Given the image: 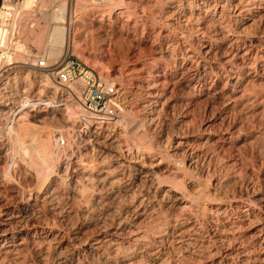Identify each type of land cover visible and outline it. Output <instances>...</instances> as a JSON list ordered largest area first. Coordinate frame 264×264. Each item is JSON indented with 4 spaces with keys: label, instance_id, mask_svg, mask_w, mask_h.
Returning <instances> with one entry per match:
<instances>
[{
    "label": "bare ground",
    "instance_id": "bare-ground-1",
    "mask_svg": "<svg viewBox=\"0 0 264 264\" xmlns=\"http://www.w3.org/2000/svg\"><path fill=\"white\" fill-rule=\"evenodd\" d=\"M143 1L126 0V7L118 9V16L108 26L109 29L127 34L132 32L135 36L138 23L135 22L137 25L131 27L129 18L124 17H129L131 11L134 14L136 9L144 7ZM148 1L157 4L160 20L164 21L162 24L160 22L162 28H159L157 36L152 32L153 35L144 36L146 42L150 43V53L157 62L152 67L145 66L140 67L141 69L132 65L129 70L127 79L131 82L132 92L141 96L138 104L136 103L138 115H132L133 124L130 122L132 125L126 127L128 123H124L121 126L123 129L115 132L110 129L117 125L115 120L104 127L108 129V133L103 136L101 132H97L101 130V126L93 127L94 131L89 132L95 138L92 140L94 143L88 148L83 144L90 152V160L93 158L92 164L88 165L86 162L84 165L72 160L70 164L74 167L67 184H63L60 178L50 179V175L40 181L43 168L55 162L52 157L53 147H47L53 145L58 132L51 137V131L43 130L32 136V139L39 136L42 147V150L36 147L34 152L39 157L33 159L21 147L19 149L16 146L15 140V144L11 142V133L4 136L5 132L15 128V123L10 128L3 123L0 126V137H5L0 141L5 139L6 144L0 149V264H264V187L261 189L246 186L243 192L241 190L237 194L234 191L229 197L220 188L222 185L218 178L213 179L212 192L205 186L206 180L215 176L216 171L211 166L218 145L227 141L225 134L205 129L198 131L196 135L191 134L192 136H170L161 141L164 143L161 152L154 151L147 140L149 134L156 132L157 117L153 116L156 107L164 105L162 99L177 86L187 87L197 95L206 93V96L231 100L233 106L240 101H255L258 107L264 108V96L259 99L252 96L254 89L249 90L242 83L245 71L253 75V81L264 77V44L256 52V44L242 34L244 28H241L243 32L240 29V34L239 31H234L238 25L254 19V13L264 12V0L259 4L246 0ZM69 2L70 0H21L19 3V7L27 12V17L31 12L34 14L37 11L42 20L46 21L35 28V33L30 38L38 48L43 49V56L49 63L65 55ZM87 2L90 6L86 5V0H75V12L91 17L88 18L91 23H101L105 17H110L107 9L94 11L92 8L103 7L111 0ZM206 7L209 9H204ZM255 8H259L260 12H253L256 11L253 10ZM129 10L131 11L128 13ZM230 19L233 20V26L229 24ZM35 20L31 21L32 24L24 22L20 30H29ZM168 20L192 31V35L201 44L202 50L204 49L198 53L189 45L182 54L180 67L176 65V60L173 65L169 63L171 60L163 61L170 40ZM172 26L170 25L171 28ZM233 32L238 35H233ZM184 33L180 34L181 39L185 40L189 34L187 32V36ZM225 44H228L227 47ZM19 47L20 45L16 46L17 49ZM216 53L217 56L229 54L230 58L226 59V56L221 61L218 58L214 60L218 63H212L210 55ZM14 56V59H7L8 63L17 62L21 57L24 59L19 54ZM110 70L114 78L123 76L119 69ZM16 76L18 77L14 76V80L20 79L22 86L16 85L17 80L6 84L5 88L18 99L24 97L18 102L12 101L13 104H22L26 97L32 93L35 96L38 91H56L45 73L26 70L17 71ZM223 76L226 81L218 89L216 83ZM104 80H108V77ZM29 82L34 85L28 87ZM208 82L210 85L205 88ZM142 90L144 94L141 93ZM237 94L239 96L234 98ZM251 97L254 98L250 99ZM119 99L122 100L123 96ZM9 103L7 99H0V120ZM125 107L120 108L121 116L126 114ZM60 109L63 112L59 115L65 113L64 119L67 122H64L69 126L68 131H73L81 123L87 129L92 127L93 122L89 120L92 117L76 104L57 108L59 111ZM25 110L23 106L17 114ZM53 112L52 120L55 119ZM28 123L21 122L22 128L31 129V126L27 128ZM140 128L142 131L138 134ZM156 135L161 140L165 136L158 132ZM169 140L175 145H171ZM106 153L109 158L105 164L93 165L94 159L103 158ZM14 159H17L16 162ZM48 168L46 173L53 174L54 167ZM58 169L61 172L67 171L61 167Z\"/></svg>",
    "mask_w": 264,
    "mask_h": 264
},
{
    "label": "rangeland",
    "instance_id": "rangeland-1",
    "mask_svg": "<svg viewBox=\"0 0 264 264\" xmlns=\"http://www.w3.org/2000/svg\"><path fill=\"white\" fill-rule=\"evenodd\" d=\"M246 1H248L249 3L253 2L255 4H257V3L259 4L261 2V0H246ZM151 3L152 2H150L148 0L147 1L144 0L142 3L143 4L142 6H144V7L136 9V12L134 14H133L134 11L133 12L131 11L133 9H131L128 11V13L131 11L132 14L131 13H129V14L133 15V16L129 15V17H128V15H127L126 17H124V19L129 18L128 20L131 22V24H130L131 27L136 26L138 23V25L136 27L137 30H136L135 36L132 32H130V34H127L124 31H122V32L121 31H119V32L113 31V30H111V28L109 29V27H108V26H111L113 24L114 19L118 16V15H116V13L118 11H120L118 9L121 7L122 8L126 7V0H122V2H119V3L111 0L110 3L105 4L103 7L98 6L100 8H98V7L95 8V6H93V4H92V6H93L92 10H94V11L101 10V9H107L106 10L107 12L110 11V17H105L101 23H99L98 21H96V23L95 22L91 23V21L88 20V18L90 19L91 17L81 16L82 14H80L78 11H77L78 13L75 12V9H76V8L74 9L75 0H70V2L68 4V7H69V14L67 15V17H68L67 18L68 19V21H67L68 22V42H66V45L64 47V49H66L64 54H71V55L76 56L79 59L83 60L87 65H89L95 71H97V73L99 75H101V78L103 77L102 78L103 80L105 79V77H108V81H113L123 92L122 93V96H123L122 106L128 107V108L125 107V109L127 110L126 114L128 115L126 117H129V118L126 120V117H125L126 114L124 116H121L119 114L120 115L119 121H118V118L116 119L117 125H114L115 127L110 128V129H113L115 132H119L120 130H122L123 128H121V126L123 127L124 123H126V124L128 123V125H126V124L125 125H126V127L127 126L130 127V124L131 123L133 124L132 117L136 116V114L138 115V111H139V109L138 110L136 109V105L138 104V101L140 100L141 96L132 92L133 89H131L132 88L131 82L128 81L129 70L132 68V65H135V68L141 69V68H144L145 66H149V67L151 66L152 67L157 62V60H155V58L150 53V50H151L150 43L146 42V39L144 36L145 35L147 36V35L152 34V33L157 36V32L159 33L158 30H160L162 28L161 24L164 21L160 20L161 16H159V13H158L159 7H157V4H155V3L151 4ZM235 3H237V1ZM86 5L90 6V4H89V2H87V0H86ZM154 5H155V7H154ZM155 8H157V9H155ZM141 9H143V12ZM204 9L207 10V9H209V7H206ZM138 10L139 11L141 10V11L139 12ZM253 10H256L253 12H260V11H258L259 8H255ZM137 12H139V13H137ZM140 13H141V15H140ZM34 14H35V16H34ZM34 14H30L31 16L29 15V17H27V21L25 23L29 24L32 20L36 19L35 23L33 24V26H35V27L32 26V27H30L29 30L25 29L23 32L20 30V36L22 34L21 44H23L27 48H30L34 54L41 56L44 54L43 49L38 48V46H36L35 43L31 41L30 37H33L35 30H36L35 28H37V26L39 24L42 25L41 22L45 23L46 21L42 20L39 12L36 11ZM136 14H139V16H141L142 18L141 17L139 18V16H137ZM260 14L262 16H260ZM260 14L254 13V15H255L254 19L248 20L243 25H241V26L238 25L239 27L237 26L234 28L235 29L234 31L237 30L236 32L239 31V34H240L242 29L243 28L245 29V27H246L245 30L243 29L244 33H242V34H244V36L246 35V37H248V39H251L256 44V47H257V48H255L256 52L259 49L258 47L264 44V36H263L264 34H261V32L262 33L264 32V12H262ZM134 16H135V18H134ZM96 19H98V18H96ZM98 20H100V19H98ZM168 21H170L169 22L170 24L168 27V30H170V31H168V33L170 32L169 33V37H170L169 39L170 40H169V47L164 52L165 54H164V58H163L164 60L163 61L168 60V62H169L171 60L169 63H170V65H173V61L176 60V65L180 67V65L182 63L181 57H182V54H183L185 48H187L189 45H191V47L196 49V52H198V53L199 52L201 53L202 51H204V49L202 50L201 44H199V42L195 39L194 35H192L193 34L192 31L187 30L188 28L183 29L182 25H178L174 21H171V20H168ZM135 22H137V23L135 24ZM160 22H161V24H160ZM230 22L231 23H229V24H231V26H233V20L230 19ZM133 23H134V25H133ZM152 23L156 26L152 25ZM170 25L171 26L173 25L172 28L170 27ZM240 29H241V31H240ZM146 31H147V33H146ZM186 31L188 32L189 37H186L185 40L183 38L181 39L182 32H185L184 34H186L187 33ZM236 32L235 33L233 32V35H238V33H236ZM245 32H247V33H245ZM23 33H24V35H23ZM127 35H128V37H127ZM187 38H188V40H187ZM227 45L228 44H225V47H227ZM221 46H223V45H221ZM226 50H224V51H226ZM215 51H216V49L214 50V52ZM228 51L226 53H229ZM219 56H221L222 58ZM219 56H217V53L211 54L210 58H211L212 63H215V64L218 63V62H215L218 58L220 59V60L218 59V61H221L223 59V57H226V56H228V58L226 57V59L230 58L229 57L230 55L225 54V53H224V56L223 55H219ZM12 58L14 59L15 56ZM18 61L21 63L20 67L15 68V70H12L10 72V74H9L10 78L5 83V85L9 84V83H13V81L18 80V78H16L14 80L15 77H18V76H16L17 71L23 72L26 70H29V71L32 70L27 65V64H29V62H28V60H26L25 57H24V59L21 57V59H19ZM23 62L25 64H23ZM250 62H252V61H250ZM142 65H143V67H142ZM110 69L121 70L123 73V76L121 78H118V77L114 78L110 72L111 71ZM146 73H147V71H145L144 75H146ZM252 76H253L252 74H247V71H245L243 73V75H242V77H244L243 78L244 80L242 79L243 87H245V88L248 87L249 90L251 88H252L251 90L254 89V91H253L254 93H252L251 95L252 96L254 95L259 99L260 97L264 96V88H263L264 87V77L260 78L258 81H253ZM11 77H12V80H10ZM225 79H226L225 76H223V78L220 79V81H218V83H216V86L218 87V89L224 85V83H225L224 81H226ZM18 81H19V83H18ZM18 81H17L16 85L22 86V84H20V79ZM3 82L4 81H0V93L3 94V96H4V93H2V92H4L5 90L7 91L8 88L3 87L4 86ZM29 84H30V86H29ZM32 84L33 83H31V82L27 83L28 87H32L34 85V84L33 85ZM209 85H210V82H208L206 84L205 88H207ZM144 86H146V85H144ZM253 87H255V88H253ZM45 93H47V91H45V90H43V92H41V93H39V91H38V93H36L35 96H39V94L44 95ZM141 93L144 94L143 90L141 91ZM169 93L167 94V96L165 98L162 99V102L164 105H162L161 107L157 106L156 107V113L157 114L154 113V115H153V116L157 117L155 119L156 120V122H155V126H156L155 134L153 133L152 135L149 134V136H147V140H149L153 150L156 152L163 151L164 143H162V142L164 139H167L170 136H172V137L173 136L178 137L181 135L192 136V135H196L198 131L201 132L202 130H205V129L206 130L211 129L214 132H216V131L220 132L223 135L225 134L227 141L225 144H222V145L219 144L217 147V152H216V155L214 156V162H213V165L211 166L213 169H215L216 172L214 174L215 176H213L211 178V180H208V179L206 180L207 183L205 182V186L208 187L207 190L209 192H212L213 179L214 178L215 179L218 178V180L221 181L222 187H225V188H222L221 186H220V188L222 189V191L226 192L229 197H230V195L232 196V193L234 194V191H236L235 193H237V194L240 193L241 190L243 192L244 188L246 186H249V187L253 186L255 188H261L262 189L264 187V108H261L262 106L258 107L256 105L255 101L254 102L252 101L253 103L250 101H248V102L247 101H245V102L240 101V102H237L236 106H235V104L233 106V103L231 102V100L229 101L228 99H223L221 97L215 98V97H212L209 95L206 96L207 95L206 93H203L202 95H197L191 89H189L187 87L182 88V86H177L176 88H173V90H171ZM31 95L33 96L34 94L32 93ZM237 96H239V94L234 95L233 97L235 98ZM11 97L13 100L18 99V97L14 96V94ZM23 97L24 96L20 97L18 100L14 101V102H18ZM137 98H138V100H137ZM253 98L254 97H251L250 99H253ZM220 99H221V101H220ZM222 101L224 103H222ZM245 103H247V104L245 105ZM228 104L230 105V107L228 106ZM253 104H254V106H253ZM48 105L52 106V104H48ZM8 109H9V106H8V108H6L4 110V112L7 111ZM53 110L54 109L44 110V111L43 110H35V111H30V112H29V110H25V111L20 112V114L17 116V118L15 120V125H14L15 128L12 127L10 131H7L8 129H5L8 132V133L5 132V134H6L5 137H7L9 133H11V142H13L15 140L16 144H17L16 146L19 147V149L22 148L21 150L23 152H26L25 154H27V153H28V155L30 154L31 158L34 159V158L39 157V154L37 152L36 153L34 152V151H36L35 150L36 147L40 148V150H42L41 149L42 147H41V144H39V142H40V140L38 139L39 136H36V138L39 140L38 141L35 137H33V139H32L33 135H35L37 133L40 134V131L44 130L46 132L51 131L50 132L51 137L54 136L55 132L61 133L62 136H65L66 138L68 136V138L66 139L67 143H66V146L64 148L56 149V147L53 143H52L53 145L51 147H49L50 145L48 143V145H49L47 147L48 149H52V147H53V149H52L53 151L52 150L51 151H52V153L54 152L53 153L54 155L52 154V157L55 158L54 159L55 162H52L50 164L51 166H45L43 168L44 169L43 172L45 174H43V172L39 171L41 174V177L40 176L39 177L41 179H39V177H38V179L40 181H42L43 178L50 175L51 176L50 179H56L57 180L58 178H60L59 180H61V182L63 184H67V182L70 180V175L73 171L72 168L74 167V166H71V164H70L72 160L73 161L75 160L77 162L79 161L80 164L82 163L84 165H86V164L89 165L90 163L92 164L91 160L93 158L90 160V158H91V157H89V156H91V155H89L90 152L86 149L88 147H90V144L94 143V141L92 142V140H94L95 138L93 135H90V133H89L91 130L94 131V129H92L93 125L91 128L87 129L86 127L82 126V124H79V126L77 125V127H74L73 131H68L67 130L68 124H66L64 122V121L67 122V120L64 119L65 113H62V115H59L60 112H63L61 109H60V111L56 109V110H54V112H53ZM51 112H53L56 120L54 118H53V120L51 119V117H52ZM32 115H33V117H32ZM182 115L185 116V118ZM43 117H44V119H43ZM40 118H42V120H40ZM120 118H121V120H120ZM17 119H19V122L21 121L22 124H23V121H25L26 123L30 122V124L28 123L29 126L27 125V128L31 126L30 127L31 129L28 128L25 130L24 128H22L23 126H21V122L19 123ZM123 119H124V121H123ZM31 123H33V125H31ZM179 124H181V125H179ZM38 125H40V126L38 127ZM46 127H48V128H46ZM101 127L103 129L101 128V130H98L97 132H101V136H103L106 133H108V129H104V127H105L104 125ZM3 128H4V126H3ZM21 128L23 129V131ZM28 130L31 132H29ZM80 130H82V131H80ZM141 131H142V128H140L138 130V134ZM23 132H25V133H23ZM157 132L160 133L161 136L165 135L166 138L164 136V138H162V140H161V138H159V135H156ZM66 133H68L70 135H67ZM151 136H153L152 137L153 139L151 138ZM5 137L2 135L0 137V139L5 138ZM98 138L101 139V137H98ZM50 140H52V138ZM4 141H5V139H3L2 142L0 141V149H1V147L3 148V146L6 145L4 143ZM145 141H146V139H145ZM36 142L40 145V147ZM8 143L11 144L10 142H8ZM83 143L85 145H87L86 146L87 148L85 147V145ZM131 143H132V141H131ZM161 143H162V145H161ZM21 144H23V145H21ZM35 144H37V146ZM170 144L175 145L173 141H170ZM24 146H25V148H24ZM7 147L9 148V146H7ZM32 151L35 154H33ZM32 155H34V156L38 155V156L34 157ZM107 156H108V154L106 153V156H103V158L101 157L102 159L101 158H99L100 160L98 158L94 159L93 165H95L94 163H96V165L103 164V163L105 164L108 160L107 158H109ZM14 160L16 162L17 159H14ZM29 160H30V158H29ZM95 160H96V162H95ZM46 167L47 168L52 167V169L54 167L55 170L51 169L53 171V174L51 172L49 174H48V172L46 173V171H47ZM56 167H58V168L61 167L67 171L62 170L63 172H61L60 171L61 169H58ZM52 175H54V176H52ZM39 180H38V182H39ZM42 183H44V182H42Z\"/></svg>",
    "mask_w": 264,
    "mask_h": 264
},
{
    "label": "built area",
    "instance_id": "built-area-1",
    "mask_svg": "<svg viewBox=\"0 0 264 264\" xmlns=\"http://www.w3.org/2000/svg\"><path fill=\"white\" fill-rule=\"evenodd\" d=\"M20 1L0 0V81H4L5 87L10 72L20 67L19 61L13 63L7 61L9 57L19 54L28 60L27 65L32 71L45 73L56 87V91L26 97L22 104L12 103L13 94L11 95L9 90L2 92L4 96L0 93V99H7L10 102L8 106H11L1 116L0 126L2 123L7 128L13 126L19 115L17 111L23 106L26 110L35 111L63 108L71 103L89 113L93 127L106 126L115 121L121 111L122 100L119 97L122 96V91L113 81L103 80L97 71L76 56L65 54L49 63L43 55L38 56L21 44L20 26L27 21V12L19 7ZM17 45H20L19 49L16 48ZM66 143V137L58 133L53 144L56 149H61Z\"/></svg>",
    "mask_w": 264,
    "mask_h": 264
}]
</instances>
